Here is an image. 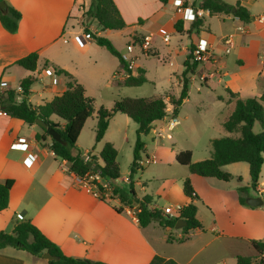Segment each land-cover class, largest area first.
Returning <instances> with one entry per match:
<instances>
[{"label": "crops", "instance_id": "0c3cea01", "mask_svg": "<svg viewBox=\"0 0 264 264\" xmlns=\"http://www.w3.org/2000/svg\"><path fill=\"white\" fill-rule=\"evenodd\" d=\"M177 1L179 0H169L167 3L160 0H113V3L127 24L123 29L117 30V34L128 35L127 33L134 32L138 36H150L151 47L159 54L165 53L163 57L168 62L173 60L182 65L190 48L199 41L204 42L213 52V60L207 61L213 73L200 72L198 84L194 86V73L201 67L203 69L205 64H199L191 74L188 96L175 114L176 125L168 129L166 116L154 121L151 130L145 135L149 139L143 140L144 149L140 158L154 157L156 162L158 157L159 165L152 168L150 174L141 173L137 179L132 180L138 198L150 196L149 208L162 211L171 206L177 216L179 213L175 211L176 206L182 207L192 202L196 206L200 227L190 229L187 233L175 226L163 227L157 221L140 227L137 219L129 214L127 207L122 206L117 197L109 201L99 199L82 179L70 172L69 164L55 156L50 149V137L37 140L35 135L43 134L37 124L29 125L22 119L5 113L0 115V182L11 178L13 184L7 208L0 211V231L11 232L15 222L29 219L66 255L108 264H146L154 255L173 259L178 264H236L237 255H257L252 241L264 237V179L261 176L264 161L255 188H249V167L246 162L222 166V170L231 175L228 181L200 176L191 173L187 166L175 160L176 153L184 148L175 147L174 137L191 141V146L185 149L191 151V160L194 162L210 156L211 139L237 135L227 132L223 127V121L234 106L226 89L244 98L259 96L264 87V0H223L229 4L239 2L246 7L250 14L248 23H243L232 14L209 15L204 10L199 30L190 27L192 21L183 19L181 32L174 29L175 21L182 19L181 13L176 10ZM182 1L184 7L195 10L198 9L197 3L200 0ZM5 2L17 9L21 17L14 33L7 31L0 22V85L2 81H8L11 87H15L24 77L36 75L35 82L30 86L28 101L37 106L62 93L68 80L63 74L46 73V67L51 70L54 67L66 70L72 80L84 86L85 95L87 84L79 74L80 69H87L96 79L101 77L105 86L122 82H118V77H115V73L121 74L124 71L119 62L116 67L108 65L109 57L100 49L102 46L99 47L94 40L84 37L82 14L88 9L90 0ZM225 25L230 28H224ZM164 29L179 35L187 33L188 45H184L181 38L170 42L171 34L168 32L163 36L159 35ZM89 30L101 35L109 29L101 30L91 21ZM165 35H168L167 39ZM66 36L68 39L64 41L63 37ZM156 36L161 37L160 41L155 39ZM226 36L231 39L228 52H225L226 46L222 40ZM76 38H85L84 45L79 46ZM110 40L123 56L126 55L125 59H132L131 53L123 54L114 40ZM33 51L38 54L35 71L16 64L17 60ZM132 64V74L137 73V67L143 68L135 60ZM143 69L146 73L145 68ZM182 69L183 65L180 72H173L179 85ZM36 82H40V85L34 88L33 84ZM217 85L221 86V92H215L214 101L201 99L194 102L192 112L182 113L193 88L203 98L201 92L204 89L214 91ZM34 95L37 99L32 103L30 99ZM169 95L177 96L172 92ZM17 99H20V93ZM172 109L173 106L168 104V114L172 113ZM96 113L97 110H93L95 127ZM50 119L63 123L55 115H51ZM176 127L178 128L174 132ZM155 131H159L161 136H156ZM166 132H170L167 138L164 137ZM19 138H24L26 149L20 147V144L17 146ZM123 138L126 139V132ZM149 141L150 144L147 143ZM109 142L117 147L115 141ZM151 145L153 149L148 150ZM101 148L98 152L86 149L80 155L83 157L88 153L97 156ZM26 157L32 161L30 165L24 162ZM155 162L144 163L141 167ZM128 175L129 173L120 176L118 181L126 182ZM186 177L190 179L197 195L195 199H190L183 193L182 182ZM150 178L153 180H149ZM152 182L158 183L155 190L151 186ZM240 186L248 187L242 193L245 199L260 196L263 202L258 206L241 204L238 199L241 194L238 190ZM117 207H122V210H115ZM168 235L171 237L170 241L167 240ZM182 237L184 239L179 240ZM0 264H47V260L25 250L5 246L0 247Z\"/></svg>", "mask_w": 264, "mask_h": 264}, {"label": "trees", "instance_id": "16d2710c", "mask_svg": "<svg viewBox=\"0 0 264 264\" xmlns=\"http://www.w3.org/2000/svg\"><path fill=\"white\" fill-rule=\"evenodd\" d=\"M167 3L169 0H160ZM197 7L207 10L209 15L216 13L232 14L243 23L250 21V14L246 7L236 2L229 4L223 0H200ZM234 7V11L231 9ZM90 16L93 23L101 30H120L127 24L121 17L113 0H90L88 9L82 14V30L89 34L90 39L104 47L110 54L117 58L122 69L126 72V76L122 79L123 85L139 86L147 81L145 71L141 67H137L136 74H132L131 68L128 66V60L114 46L112 41L102 35L89 30L88 24L84 21L86 16ZM21 13L6 3V11L0 10V22L2 26L9 32L14 33L18 28V21ZM140 21V20H139ZM183 19H177L174 23V29L177 32L183 30ZM202 25L200 18H195L190 27L199 30ZM190 30V28H189ZM144 36L134 37L135 41L141 42ZM192 49V47L190 48ZM38 54L30 52L26 56L16 61V64L29 71H35L37 66ZM199 61L191 60L190 52L187 54L182 65L183 69L180 73V91L177 96L174 95H155L151 97H123L114 101L110 108L99 107L96 113L95 140L100 141L108 127L109 120L117 112L125 114L131 120L136 122V138L133 145V159L130 166L129 177L124 185H118L116 180L120 177L119 164L117 161V149L110 142H105L98 155H90L89 159H84L79 152L74 150L77 138L86 121L93 112V99L85 95L84 86L71 79V75L62 68L54 67L56 74H63L67 77L65 90L55 95L51 100L43 104L33 106L28 101L30 86L36 80V75H28L24 77L19 85L22 89L20 99H17L18 93L14 89H6L0 92V110L6 114L22 119L25 123L36 124L35 119L39 118L45 121L49 127L56 129L65 144L57 142L48 135L47 129L38 125L43 134H36L37 140L50 137V149L55 156L64 159L69 165L68 170L82 180L98 173L103 179L108 180L112 187V195L108 199L103 195L99 197L101 200L109 201L117 197L122 206L132 207L139 204L140 210L136 214V219L140 227L147 226L152 221H157L163 227L173 228L176 221L182 218L186 221V225L181 227L184 233L193 228L200 227V222L196 217V206L189 202L182 206L178 217L167 216L158 208H149L150 196L145 195L141 198L136 196L133 189L132 175L140 168L138 160L141 159V152L144 149L143 135H147L152 128L154 121L162 119L166 116H174L177 113L182 101L188 96L189 81L191 74L199 65ZM47 65V64H46ZM119 72L115 73V77ZM260 79V78H259ZM229 100L233 102V109L230 111L226 119L223 121V127L227 132L237 133L236 136H223L211 139L212 151L208 158L192 161L191 151L189 149L180 150L175 155V160L187 166L188 170L204 177H214L220 180L228 181L231 175L222 170V166L233 162H246L249 167L250 185L249 188H255L259 179L261 166L263 164L264 154V87L259 96L240 97L237 93L226 89ZM167 97V99H166ZM173 106L172 113L168 114L167 105ZM51 115L57 116L63 123L59 124L50 119ZM259 122L263 130L255 132L253 125ZM96 184L98 189L102 187L96 180L89 181ZM13 184V179L7 178L0 182V211L5 210L8 205L9 191ZM247 186L238 188L241 193L238 197L239 202L248 205L245 200ZM183 193L190 199L197 198L193 190L190 179L184 178L182 182ZM264 197V188L262 190ZM121 211L122 207L115 208ZM184 237L179 240H183ZM167 240H171L168 235ZM252 245L257 251L254 257L237 255L236 264H264V237L260 240H253ZM12 246L21 249L30 254L42 257L43 252H49L58 257V259L47 260V264H108L103 261L90 260L87 258H79L66 255L61 248L52 240H50L35 224L29 219H22L15 222L11 232L0 231V247ZM146 264H178L173 259L154 255Z\"/></svg>", "mask_w": 264, "mask_h": 264}, {"label": "rangeland", "instance_id": "374dc122", "mask_svg": "<svg viewBox=\"0 0 264 264\" xmlns=\"http://www.w3.org/2000/svg\"><path fill=\"white\" fill-rule=\"evenodd\" d=\"M90 16H86L84 18V21L88 26L90 25V22L92 21L90 19ZM224 28L229 29V25H225ZM165 32H168L171 34V38L169 39L170 42L176 41L177 38L182 39V43L184 45H188L189 37L187 33H183L181 35L177 34L176 32L168 31L167 29H164L159 35L163 36ZM129 35L123 34H117V30H105L102 36H105L109 39H113L116 43V46L120 48V50L123 52V54L128 53L126 50V43H132L131 40L134 39V37L138 36L134 32L127 33ZM195 34V33H194ZM196 35V34H195ZM109 36V37H108ZM65 38L64 41L68 39V37ZM161 38V37H160ZM160 38L156 36L155 39L157 41H160ZM181 46V44L179 45ZM98 47V46H97ZM100 47V46H99ZM98 47V48H99ZM102 49L106 55L109 57V62H107L108 65H114L115 67L118 65V60L116 57L112 56L106 49L103 47ZM132 55V59L135 60V62L139 65L145 68L146 70V77L147 82L139 85V86H129V85H123V84H116V82L113 84V86H105L104 82L101 81L102 78H97L91 74L87 69H80L79 74H81V77L86 81L87 89H86V96L88 98L93 99L92 105L93 110H98L99 107L104 108H110L114 101L121 99L123 97H151L158 94H171V92L175 95L178 94L180 85L178 84V81H176V78L173 74V72H176V70H181L182 65L181 63H174L172 60L171 62H168L163 55L165 53H160L153 49L151 47V44L146 49L140 50L138 47H134L133 51L130 52ZM126 56V55H124ZM181 58H183L181 56ZM204 62L202 64H205L204 68H199L197 71H195L193 76V86L198 84L199 81V73L200 72H207L210 70V63ZM201 64V63H200ZM114 67V68H115ZM202 70V71H201ZM211 73H213L211 71ZM126 76V72L123 71L121 74L117 75V81L121 82V80ZM116 80L115 78H113ZM40 82H36L33 84L34 88L39 87ZM32 86V87H33ZM192 86V88H193ZM205 92V93H204ZM221 92V86L217 85L214 91L206 90L204 89L201 93L203 95V98H200V96L197 94L198 91H195L194 88L192 90L191 95L189 96V101L186 102L182 108V113H189L192 112V107L194 102L199 101L201 99L206 101H214V95L216 93ZM37 99V96L34 95L31 97V102L34 103ZM264 108V105H263ZM195 115V113H193ZM170 116L166 117L165 122L169 120ZM163 124V123H161ZM178 127L174 129V132L177 130ZM136 129L137 124L130 118H128L125 114L117 112L113 118L110 119L108 128L106 130V133L104 137L101 139L103 141H96L95 140V115H93V112H91L87 122L85 123L82 132L79 134L76 145L74 150L76 152H83L86 149L89 152H98L97 150L102 147V145L105 142H109V140H113L116 142L117 145V161L119 163V171L120 176H125L130 171L131 162L133 159V145L136 138ZM253 130L255 132H259L263 130L262 126L259 122H255L253 125ZM126 132V139L123 138V134ZM173 132V133H174ZM170 132H166L164 134V137H168V134ZM177 133V132H176ZM149 136L143 135L142 140L147 141ZM175 138V147L176 148H184L191 146V141L186 140L181 137H174ZM150 144V141L147 142ZM153 149V146H149L148 150ZM209 157V156H208ZM206 157V158H208ZM157 161H159L157 157ZM150 163L146 166H143L141 168H138L135 173L132 175V180H135L138 178L141 173L144 174H150V170L156 166L159 165V162ZM185 167V166H182ZM129 176V175H128ZM264 179V171L261 174ZM142 178V177H141ZM144 180V179H143ZM149 180H153L150 178ZM149 182V181H145ZM118 185H124L122 180L116 181ZM153 190L158 186L157 182H152L151 184ZM138 190V186L136 187ZM156 193L158 191H155ZM160 204H163L161 202Z\"/></svg>", "mask_w": 264, "mask_h": 264}, {"label": "built area", "instance_id": "2783aa9c", "mask_svg": "<svg viewBox=\"0 0 264 264\" xmlns=\"http://www.w3.org/2000/svg\"><path fill=\"white\" fill-rule=\"evenodd\" d=\"M176 10H177V12L181 13V18L182 19H184V20L187 19L189 21H193L195 18L202 17V15L204 13V10L201 9V8H198V9L194 10V9H191V8H188V7H184L182 0L177 1ZM83 33H84V37L85 38H89L90 39L89 34H87L85 32H83ZM165 38L167 39L168 35H165ZM76 39H77V44L79 46H83L84 45V43H85L84 39H79V38H76ZM222 40H223V43L226 46L225 52H228L229 51L228 45L230 44L231 39L228 36H226V37H223ZM131 42L132 43L126 44V50L129 53L133 51L134 47H138V48H140V50H143V49H146L149 46V44H150V36L145 35L141 42L135 41L134 39H132ZM189 52L191 54V60L199 61V63L207 62V61L213 60V58H214L213 52L202 41H199V42L195 43L194 46L192 47V49L189 50ZM132 61H133V59L128 61L129 68L133 67ZM45 72L50 74V73H52L54 71L49 69L48 67H46L45 68ZM10 88L14 89V91L16 93H18V94L21 93V91H22L20 85H17L15 87H11L10 83L8 81H2L1 82V85H0V92L1 93L3 91H5L6 89H10ZM1 114H5V112L0 110V115ZM166 123H167V128L171 129L173 126L176 125L177 118L174 117V116H170L169 120ZM155 135L156 136H161L159 131H155ZM18 144H20V147H23L24 149H26V143H24V138H19L18 141H17V146H18ZM89 156L90 155L88 153H86L83 156V158L86 160V159H89ZM24 162L26 164L28 163L30 165L32 161L28 160V158L26 157L24 159ZM147 162H155V158L154 157H152V158L146 157L145 159H139L138 160V164H139L140 167L144 163H147ZM91 180H96L98 182V184L101 185L102 189L99 190L96 184L89 183V181H91ZM83 181H84L85 185L88 187V189L98 198L101 195H103L104 198L108 199L109 196L112 195V187H111L110 182L108 180L103 179L98 173H95V174L89 176L87 179H85ZM116 181H118V180H116ZM126 181H127V179H126ZM125 207H127V211L129 212V214L132 217L136 218V214L140 210L139 204H135L132 207H129V206H125ZM180 208L181 207H179V206L175 207L176 213H179ZM162 213L164 215L172 216V217H178L179 216L178 214L176 216V214L174 213L173 208L171 206L163 208L162 209Z\"/></svg>", "mask_w": 264, "mask_h": 264}, {"label": "water", "instance_id": "95a60500", "mask_svg": "<svg viewBox=\"0 0 264 264\" xmlns=\"http://www.w3.org/2000/svg\"><path fill=\"white\" fill-rule=\"evenodd\" d=\"M0 10L3 11V12L6 11V2H5V0H0ZM231 10L234 11V7ZM35 123L37 125L45 128V129H47V133L51 137V139H53V140H55L57 142H60L62 144H65V141H63L61 139V136H60L59 132L56 129L52 128V127L48 128V125H47V123L45 121H43V120H41L39 118H36L35 119ZM245 200H246V203L248 205H251V206H258V205H260L263 202V200H262V198L260 196L246 197ZM184 225H186V221L184 219H182V218H179L176 221L175 228H181ZM42 257L44 259H46V260L58 259L57 256L52 255V254H50L49 252H46V251L42 253Z\"/></svg>", "mask_w": 264, "mask_h": 264}]
</instances>
